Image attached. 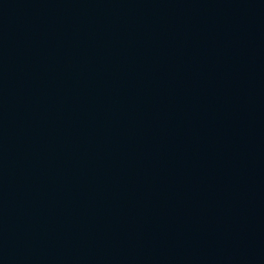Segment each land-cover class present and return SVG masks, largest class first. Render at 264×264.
Returning a JSON list of instances; mask_svg holds the SVG:
<instances>
[{"label": "water", "instance_id": "1", "mask_svg": "<svg viewBox=\"0 0 264 264\" xmlns=\"http://www.w3.org/2000/svg\"><path fill=\"white\" fill-rule=\"evenodd\" d=\"M262 239L264 0H0V264Z\"/></svg>", "mask_w": 264, "mask_h": 264}]
</instances>
